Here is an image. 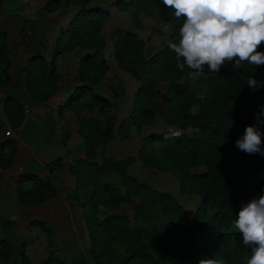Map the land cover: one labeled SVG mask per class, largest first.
I'll use <instances>...</instances> for the list:
<instances>
[{"label":"trees","instance_id":"obj_1","mask_svg":"<svg viewBox=\"0 0 264 264\" xmlns=\"http://www.w3.org/2000/svg\"><path fill=\"white\" fill-rule=\"evenodd\" d=\"M88 1L45 0L42 5L45 13L38 10L26 20L22 39L41 41L45 28L50 25L46 12L73 6L65 28L54 38L48 66L42 54L33 49L28 65L22 68L27 93L34 101H44L53 91L56 54L74 46L90 48L103 44L98 33L109 12L88 5ZM115 3L121 8L130 5L157 21H174L168 40L148 56L143 53V41L134 32L119 27L112 29L118 67L139 81L131 111L119 121L116 129L121 137H127L131 125L139 129L155 114L178 127L182 131L178 132L179 136L170 131L142 136L136 157L146 166L174 175L180 191L195 193L199 202L196 208L186 209L170 192L152 188L128 174L126 168L135 160L134 156L115 159L106 157L102 151L96 161V149L113 136L112 130L109 126L102 128L98 118H82L78 111L97 106L102 113L110 107V102L92 92L89 86L78 85L61 106L76 113L78 131L86 148L84 158L70 162L68 169L74 178L71 196L82 209V219L88 229L89 256L81 253L59 258L49 252L44 260L35 264H199L202 258L220 260L223 264H247L251 249L243 245L242 236L232 222L242 204L264 195V156L240 151L235 141L243 135L246 126L256 123V113L264 105V87L253 91L247 84L249 76L264 81V65L255 67L244 63L234 70L233 63L229 62L219 73L209 72L207 66L202 73L187 66L180 71L168 43L178 42L183 19L175 18L173 11L160 0H116ZM258 50L264 52V44ZM90 58V54L80 57L77 76L93 83L107 66L103 60L93 64ZM7 62L6 35L0 29V65L5 67ZM22 70L17 69L14 83L5 92L6 101L11 100L14 106L5 105L4 112L14 125L23 118V105L34 102L22 88ZM157 80L167 83L160 102L150 96ZM198 94H206V98L200 100ZM193 104L197 106L194 113L189 110ZM190 127L199 128V134L189 133ZM58 162L59 159H54L49 169ZM194 166H202L204 170L190 172ZM117 184L124 187V196L115 195ZM53 193L54 188L46 179L33 174L18 177L17 197L23 206L40 202ZM131 196L136 198L133 225H128L127 217L122 214L95 216L97 204L113 208L119 202L131 203ZM160 214L165 217L163 221ZM74 219L77 220L75 216ZM9 251L0 238V260L7 261ZM20 264H31L23 252Z\"/></svg>","mask_w":264,"mask_h":264},{"label":"crops","instance_id":"obj_2","mask_svg":"<svg viewBox=\"0 0 264 264\" xmlns=\"http://www.w3.org/2000/svg\"><path fill=\"white\" fill-rule=\"evenodd\" d=\"M41 1V7L34 6L33 9H41L45 0ZM93 1L89 0L87 4L99 6L109 12V16L98 33L103 44L100 47L90 48L74 46L56 54L53 60L55 76L53 91L44 101H34L28 95L22 68L28 65L30 52L37 47L48 66L54 38L60 29L65 28L71 17L73 6L69 5L57 13L56 17H53V13L56 11L47 13L50 17V25L45 28L44 38L41 41L24 39L27 40L24 41L27 43L24 48V43L22 45L21 38H19L20 33H22L20 27L22 28L23 22L20 23L19 29L13 27V21L10 20L9 16H4L2 13L3 2L0 3V24L5 20L4 27H0V29H4L7 36L6 55L8 59L5 67L0 65V159L4 153L10 151L9 153L12 154L14 151L6 166L0 162V238L6 242L10 250L8 260H0V264H20L22 252L26 255L29 263L35 264L44 260L49 252L54 253L59 258H66L85 253L89 249L90 243H87L82 230H80L81 211L77 207V209L75 208V212H77L76 224L70 216L69 194L72 192L74 178L68 169V164L72 159L84 158L86 148L78 131L76 113L61 105L72 96L76 86L87 85L92 92L108 98L110 107L102 113L99 112L97 106L89 110L80 109L78 114L82 118H98L102 128L107 126L112 128L114 122L118 124L123 117L130 113L133 94L139 86V81L132 77L128 71L118 67L114 58V37L112 35L108 38L110 42L112 37L110 46L112 52L104 55L103 50L109 47L102 32L108 26L107 23L112 22L113 24L109 26L110 34H112L113 28L119 27L132 30L139 35L136 28L124 23V15L135 14L142 24L144 20L141 15L147 17L130 5L123 10L119 9L118 4L115 3L116 0L112 4L107 3L108 1L93 4ZM145 46L147 45H143L145 56L162 47L159 46L152 50V47L148 46L150 51L146 52ZM85 54L91 55L90 61L93 64L103 60L107 66L105 72L93 83L77 76L79 59ZM19 68L22 70V88L30 101L33 100L34 102L23 105V118L18 121L17 125H14L4 112L5 105L14 106L11 100L6 101L5 92L14 83ZM46 76L47 73L44 74V81ZM41 118L46 122H42ZM143 128L144 126H141L139 132L144 136ZM129 133H132L131 130ZM128 137L118 139L113 133V136L107 140L104 146L100 145L96 149L95 160L99 161V154L102 151L106 157L115 159L131 154L133 156V152L120 149ZM53 139L58 140L52 141ZM112 144L120 146L113 148L111 147ZM54 159H59V165L48 171L47 164ZM132 163L128 165V169ZM21 174H33L37 178L48 180L54 188L53 195L33 205H21L17 197V180ZM36 222L43 224L45 229L48 228L49 240L44 229L40 228ZM83 244L86 246L83 247Z\"/></svg>","mask_w":264,"mask_h":264},{"label":"clouds","instance_id":"obj_3","mask_svg":"<svg viewBox=\"0 0 264 264\" xmlns=\"http://www.w3.org/2000/svg\"><path fill=\"white\" fill-rule=\"evenodd\" d=\"M173 11L175 18L183 19L178 42H169L175 53L177 68L185 66L195 72L219 73L226 63L240 69L244 63L264 65V0H160ZM181 60L183 62H181ZM253 90L264 87V81L253 76L247 80ZM200 100L206 94H198ZM256 123L246 126L235 146L247 154L264 156V105L256 113ZM199 134V128L188 129ZM177 136L180 133H176ZM233 227L242 236V243L251 249L247 264H264V195L242 204ZM199 264H223V261L202 258Z\"/></svg>","mask_w":264,"mask_h":264},{"label":"rangeland","instance_id":"obj_4","mask_svg":"<svg viewBox=\"0 0 264 264\" xmlns=\"http://www.w3.org/2000/svg\"><path fill=\"white\" fill-rule=\"evenodd\" d=\"M105 1H108L107 3L112 4L114 0H94L93 4H97V2L100 3V2H105ZM41 2H42L41 0H4L2 3V8H3L2 13L4 14V16H9L10 20L13 21L12 26L16 27L17 29H19L20 23L23 22L22 28L20 27V30H23L24 25H26V20L29 18H32L38 10L45 13L44 10H41L42 8L36 9V10L33 9L34 6L39 7ZM61 8L62 7H57L55 10L51 11V12L56 11L55 13H53L54 14L53 17H56L57 13L64 10V8L63 9H61ZM119 9L123 10L124 8L119 7ZM130 11H132V10H130ZM51 12H49V13H51ZM46 13H48V12H46ZM124 16H125V19H123L124 23H127L128 25L136 28L140 36L137 35L136 32H134L132 30H130V31L134 32L143 41V45L144 44L147 45V46H145L146 52L150 51V47H148V46H151L152 50H155L159 46H163V43L168 38V36L171 32L172 26L174 24L173 19L157 21V20L151 18L150 16L144 17L141 15V17L144 20V22H143L144 25H143L142 23H140V21L135 16V14L129 13V14H125ZM4 21L5 20L2 21V23L0 24V27H4ZM15 21H16V23H15ZM110 24H113V23L112 22L107 23L108 26H106V28L102 32L106 41H107V46L109 47V48H105L103 50L104 55L112 52V48L110 46L112 44V37H114V36L112 34H110V32H109ZM4 32H5V30H4ZM5 35H6V33H5ZM111 35H112V37H111V40L109 39L110 40V42H109L108 38ZM19 38H21L22 45L24 43V48H25V44H27V43L24 41H27V40L22 39L21 33H20ZM9 44H11V43H9ZM6 49H7V36H6ZM36 49L40 50L38 47ZM35 72H36V70L32 72L33 75L35 74ZM166 86H167V83L165 80H157L156 85L154 86V88L152 89V91L150 93V96L152 97V99L160 102L163 98V94H164ZM189 110H190V112L194 113L197 111V106L193 104L189 107ZM141 126H144V128H143L144 135L151 133V132H161V131H170V132H177V133L182 132L175 125H171L169 123H166L158 114H155L149 123L143 124ZM116 127H117V123L114 122L111 130L119 139L121 136L119 135ZM129 130H131V132H132L131 134L129 133ZM153 130H155V131H153ZM139 131H140V129H135L134 126L131 125L128 129V136L129 135L130 136L129 137L127 136L128 140L126 141V143H124L121 146L117 145V144L111 145V147H113V148H117L120 146V149H124L123 151L126 150L127 152L130 151V152L134 153L133 156L135 157V160H134L135 162L132 161L133 163L129 167V169L127 166L126 172L128 174H130L131 176L135 177L138 181H141V182L145 183L146 185H148L152 188H155L157 190L170 192L174 196V198L184 208H186V209L196 208L198 205V202H199L198 196L191 191H180L178 179L174 175H172L169 172H166L164 170L157 169L155 167L146 166L136 157L137 151L141 145V138L143 136V135H141V133ZM118 139H116V140H118ZM9 152L10 151H8V153H4V155L1 156L0 162L4 166H6V164L10 161L9 160L10 155H12L14 153V151L12 152V154H10ZM76 159H78V158H74L70 162H73ZM50 163L47 164L48 171H51L52 169H55L57 167V166H55V167H52L51 169H49ZM58 165H59V162H58ZM203 170H204V168L202 166H194V167L190 168V172H199V171H203ZM114 193L116 196H124V194H125L124 187L122 185L117 184L114 187ZM69 195H70L69 200L71 203L70 216H72V220L76 224L77 222L74 219V216L77 218V212H75V211L77 208L79 211H81L82 209H80L78 206L75 205V203L73 202V198L71 196V193ZM131 201H132L131 203L119 202L118 205L116 207H113V208H109L108 206L103 205V204H97L96 209H95V216L97 218H101V217H104L110 213L122 214V215H125L127 217L128 225H133L136 221L135 216L133 215V204L136 202V198L134 196H131ZM164 219H165V217H163L160 214V221H163ZM33 220H37V219H33ZM39 224H41V223H39ZM39 224L37 223L38 226H39ZM43 227L41 226L40 228L44 229L46 236L48 235L47 237L49 240L50 239L49 234H47V233H49V230H48V228L45 229ZM80 230H82L81 232L83 233V235L86 238L87 243L89 244L90 240L88 237V229H87V227H85L83 219H82V223H80ZM84 246H86V245L83 244V247ZM86 251L87 252H85V253H86V256L88 258V256H89L88 250H86ZM79 254H81V253H79Z\"/></svg>","mask_w":264,"mask_h":264}]
</instances>
